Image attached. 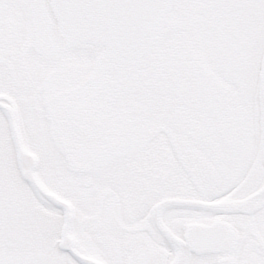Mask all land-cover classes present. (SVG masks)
Returning a JSON list of instances; mask_svg holds the SVG:
<instances>
[{"label": "snow or ice", "instance_id": "snow-or-ice-1", "mask_svg": "<svg viewBox=\"0 0 264 264\" xmlns=\"http://www.w3.org/2000/svg\"><path fill=\"white\" fill-rule=\"evenodd\" d=\"M0 264H264V0H0Z\"/></svg>", "mask_w": 264, "mask_h": 264}]
</instances>
